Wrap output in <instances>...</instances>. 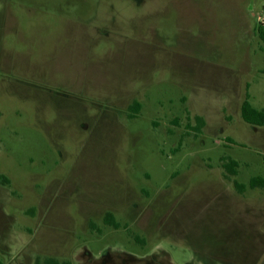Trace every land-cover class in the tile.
Wrapping results in <instances>:
<instances>
[{"label": "rangeland", "instance_id": "1", "mask_svg": "<svg viewBox=\"0 0 264 264\" xmlns=\"http://www.w3.org/2000/svg\"><path fill=\"white\" fill-rule=\"evenodd\" d=\"M261 26L264 0H0V261L264 264Z\"/></svg>", "mask_w": 264, "mask_h": 264}, {"label": "trees", "instance_id": "2", "mask_svg": "<svg viewBox=\"0 0 264 264\" xmlns=\"http://www.w3.org/2000/svg\"><path fill=\"white\" fill-rule=\"evenodd\" d=\"M259 36L262 40H264V27H260L258 30ZM241 113L243 119L254 126H264V110L256 109L252 106L250 103L249 95H247L246 99L244 100L241 108ZM196 122L198 123V126L196 127L199 131H202V129L205 127L206 122L203 117H196ZM223 167L227 171V173L231 176H236L238 171V163L236 161H227L223 164ZM7 184H9V181H6ZM236 189L243 194L245 192V187L243 185H240L239 183L235 182ZM250 187L255 188H264V179L261 177H257L252 179L250 182ZM105 223L114 229L120 228V223L116 220L113 213H107L104 219ZM0 264H4L2 261H0ZM36 264H71L70 262H60L58 259L55 258H47L43 262L40 259H37Z\"/></svg>", "mask_w": 264, "mask_h": 264}, {"label": "crops", "instance_id": "3", "mask_svg": "<svg viewBox=\"0 0 264 264\" xmlns=\"http://www.w3.org/2000/svg\"><path fill=\"white\" fill-rule=\"evenodd\" d=\"M129 108H130V106H129Z\"/></svg>", "mask_w": 264, "mask_h": 264}]
</instances>
